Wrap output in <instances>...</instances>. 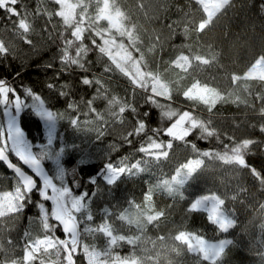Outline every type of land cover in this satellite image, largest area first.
I'll use <instances>...</instances> for the list:
<instances>
[{
	"label": "trees",
	"instance_id": "1",
	"mask_svg": "<svg viewBox=\"0 0 264 264\" xmlns=\"http://www.w3.org/2000/svg\"><path fill=\"white\" fill-rule=\"evenodd\" d=\"M102 2L83 0L80 4L79 16L84 19L80 36L60 17L55 20L51 15L52 26L40 0L0 3V80L20 96L17 122L34 155L54 186L69 189L73 197L84 200L98 190L97 180L107 163L142 161L145 167L140 172H125L116 179L108 203L148 214L146 230L159 240L157 250L162 253L156 264H264V78H235L264 57V0H228L204 26L201 22L207 15L199 0H109L112 9L121 12L120 29L100 16ZM103 32L122 39L150 75L161 71L177 82L173 61L185 55L201 67L184 82L197 77H207V81L225 78L232 93L211 108L197 109L180 92L166 99L156 96L150 86H133L103 49ZM36 99L67 116L58 129V144L49 146L46 141L42 119L34 108ZM174 107L177 112H167ZM186 109L195 123L187 121L189 130L182 137L170 134L168 126ZM26 118L39 123L41 130L25 126ZM73 120L97 126L104 133L99 138L98 133L81 134L74 141ZM97 142L106 144L103 158L92 153ZM59 146L67 148L61 159L65 167L88 153L78 165V186L74 177L60 178L52 165L49 155ZM8 153L13 162L24 166L19 153L11 149ZM192 158L202 162L184 181L167 184ZM91 166L97 170L95 183L86 181ZM13 180L20 183L0 161V185L10 188ZM39 184L25 192L15 241L11 240L19 244L16 254L21 264L58 263L66 255L60 247L59 261L44 249L23 258L32 231L36 237L65 235ZM210 193L223 199L224 209L235 219L228 230L210 220L206 210L192 207L197 197ZM86 212H75L79 238L69 244L75 264H87L85 253L100 247L92 228L85 224ZM180 232L232 240L210 260L179 239ZM133 247L118 239L103 264H114L115 258L128 260L134 256ZM13 256L0 230V264H8Z\"/></svg>",
	"mask_w": 264,
	"mask_h": 264
},
{
	"label": "rangeland",
	"instance_id": "2",
	"mask_svg": "<svg viewBox=\"0 0 264 264\" xmlns=\"http://www.w3.org/2000/svg\"><path fill=\"white\" fill-rule=\"evenodd\" d=\"M6 1L7 0H0V3L5 4ZM82 1L83 0H40V8L46 13L52 26L55 27V22L51 20V15L55 20L60 17L68 25H73L74 33L80 36L83 29L82 22L84 20L79 16V11L81 9L80 4ZM199 1L203 5L207 15V18L201 22V26L208 24L211 18L228 2V0ZM55 6H57V9H55ZM101 8L100 16L107 17L110 26L120 29L121 12L119 10H113L109 0H103ZM100 35L102 37L103 49L113 58L118 69L132 81L133 86H150L152 92L156 96L166 99L171 96V93L180 92L181 95L188 97L191 104H193L192 106L197 107V109L203 107L211 108L219 98L229 96L232 93L233 89L226 87L228 82L225 78H215L213 81H207V77H197L188 83L184 82L183 79L189 80L190 75L192 73H197V68L201 67L200 63L185 55H180L173 61V65L176 67L175 72L179 76L177 82H173L170 76L166 77L167 75L161 71H158L155 75H150L143 69L140 60L133 55L122 39L116 38L114 35H107L105 32ZM248 77L264 78V57H258L241 76L235 75V78ZM112 79L117 80V78ZM13 90L14 89L11 91L9 84L0 80V93H3L6 100L11 102L5 104L3 98H0V148L5 149L7 152L11 149L15 153H19L21 150L28 162L35 169L38 167L50 186L56 190L66 212V214L63 213L56 196L51 192L49 193L46 189L47 187L45 188L42 183V194L47 200L51 201V213L62 223L65 229V235L63 237L52 235L36 237L31 230L28 246L23 248V258L29 259L40 251V249H44L54 257V259L59 261L58 249L60 247L63 249L67 248L71 252V246L69 244L75 241L76 225L72 217L75 218V212L77 211L82 212V210H87L85 224L92 228L91 233L95 236L94 240L100 246L99 248L92 247L85 253L87 264L105 263L109 256L108 253L110 252L108 249H110L111 245L118 239H125L134 244L132 250L134 256L128 260L115 258L113 260L114 264H156L159 260V255H162V253H159L157 250V242L159 240L151 237L146 230L148 214H144L128 206H121L120 203H108L111 187L116 179L125 172L131 174L140 172L145 167L144 163L142 164L140 160L129 163H124L122 161L118 163H107L105 165L104 174L97 180L98 190L86 200L80 196L73 197L69 189H58L53 185L45 167L41 161L36 158L29 143L22 135L17 122L18 110L16 102L13 100ZM21 102L20 99V107H22ZM35 106H38L46 113L42 122L48 145L53 146L56 143L58 144L57 133L60 125L67 118L65 112H53L41 99H36L34 105L35 111L38 114L37 107ZM176 110L177 107H174L172 109H167V112L172 114L177 112ZM191 115L190 109L182 111L168 126L167 131L172 135L182 137L189 130L187 121L191 120V123H195ZM73 124L74 130L72 132V137L74 141H77L78 136L81 134L98 133L99 138L104 133L99 127L89 123L73 120ZM53 126L55 131L51 143H49L46 134ZM157 146L161 147L162 144L158 143ZM66 150V147L59 146V148L56 150L54 149L49 156L52 160V165L55 166L59 173L58 176H60V178H63L64 175H67L69 178L74 177L76 179L75 186H78L81 180L78 174V165L82 159L88 157V153L81 155L71 166L65 167L61 159L62 156L65 155ZM105 150L106 144L103 142H97L92 147V153H94L97 158H103L105 155L102 154ZM158 154L159 151L153 152L152 157H156ZM201 162V158L190 159L181 165L176 172L166 180L167 184L171 185L175 182L184 181ZM37 187H40V184H38ZM26 191H29V189L15 180H13L10 188L0 185V230L6 235L7 240L10 242V252L14 255L11 262L8 264H21V256L16 254L19 244H12L11 240L15 241L18 213L24 207ZM223 203V199L217 193H210L197 197L193 201L192 207L206 210L210 220L217 223L223 230H228L235 224V219L224 209ZM44 207L46 208V206ZM177 237L187 242L191 250L200 252L210 260L215 259L232 240L230 237L209 239L196 232H180ZM63 240H65L64 247L61 245V241ZM70 263L66 253L65 257L58 263L51 264Z\"/></svg>",
	"mask_w": 264,
	"mask_h": 264
},
{
	"label": "water",
	"instance_id": "3",
	"mask_svg": "<svg viewBox=\"0 0 264 264\" xmlns=\"http://www.w3.org/2000/svg\"><path fill=\"white\" fill-rule=\"evenodd\" d=\"M15 94H17V93L15 92ZM18 102L20 103L19 96H18ZM20 111H21V107L19 106L17 119L19 118ZM19 155L22 158V161L27 160L21 150L19 151ZM0 161L3 162L10 170H12L16 174V176L18 177L20 183L22 185H24L25 187H27L29 190L36 189L39 182L43 183L45 185V187H47V189L52 191V193L56 196L58 202L60 203V207H61L63 213L66 214L64 207L62 205V202H61L59 196L57 195L56 190L50 186V184L48 183V181L45 179V177L43 175L41 176L39 173L36 172V169L30 163H28L26 165L23 162L24 166H22L20 164L13 162L10 158L9 153L3 148H0ZM102 171H103V169H101L98 174L100 175L102 173ZM72 219L74 220V223L76 225L75 241L72 243L74 245L77 243L78 238H79V229H78V223H77L76 219L74 217H72ZM61 245L64 247L65 240L61 241ZM64 249L67 253L68 259L71 262V264H75L73 256H72L71 252L69 251V249H67V248H64Z\"/></svg>",
	"mask_w": 264,
	"mask_h": 264
},
{
	"label": "snow or ice",
	"instance_id": "4",
	"mask_svg": "<svg viewBox=\"0 0 264 264\" xmlns=\"http://www.w3.org/2000/svg\"><path fill=\"white\" fill-rule=\"evenodd\" d=\"M0 98H3V102L5 104H8V103H11L10 101H7L6 100V97H4V94L3 93H0ZM13 100L16 101V106H17V110H19V102H18V95L15 94L14 90H13ZM37 107V110H38V114L40 116V118L43 120L46 116V113L41 109L39 108L38 106H35ZM25 126H28V127H35L37 131H40L41 130V125L39 123H35V122H29L27 120V118L25 119ZM55 131V128L54 126L49 129L47 131V139H48V142L51 143V139H52V136H53V133ZM33 139H35V137H33ZM26 165L29 163L27 160H24L23 161ZM92 167V171L88 173L87 177H86V181L88 183H95V179H96V174H97V170L94 168V166H91ZM36 172L39 173L41 176L43 175V173L40 171V169L37 167L36 168ZM81 172H83V167L81 169ZM37 194H39V191L37 190Z\"/></svg>",
	"mask_w": 264,
	"mask_h": 264
}]
</instances>
